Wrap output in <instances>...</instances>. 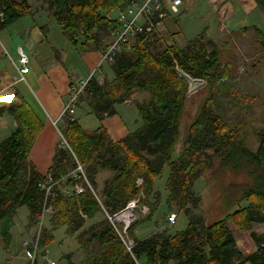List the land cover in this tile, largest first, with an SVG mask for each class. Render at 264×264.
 Returning a JSON list of instances; mask_svg holds the SVG:
<instances>
[{"label": "trees", "instance_id": "1", "mask_svg": "<svg viewBox=\"0 0 264 264\" xmlns=\"http://www.w3.org/2000/svg\"><path fill=\"white\" fill-rule=\"evenodd\" d=\"M255 1L264 10V0ZM126 2L54 0L51 15L73 46L84 52L105 50L109 43H104L98 34L109 25L114 28L107 14ZM29 14H33V9L28 0H0L1 29ZM260 36L264 38L262 33ZM230 43L218 44L207 30L183 47L176 41L168 44L161 35L142 36L110 64L113 80L99 81L95 76L89 80L79 95L77 110H87L103 121L117 114L118 105L134 101L139 92H147L148 101L137 106L142 125L114 142L103 126L88 132L76 116L64 118L61 129L70 149L57 147L48 174L57 181L72 172L77 167L76 156L85 163L95 193L87 187L80 195L50 197L49 204H54L56 212L50 227L44 230L41 249L55 240L57 230L66 227L69 236L78 234L80 250L86 255L70 264H264V234L252 231L253 223H264V130L257 134L259 147L254 151L247 146L244 126L231 127L213 110L215 98L221 89L230 91L229 82L234 77L232 61L223 63ZM260 44L264 48V41ZM201 84L206 85L209 96L189 129H185L190 96ZM85 103L87 108L83 107ZM4 113L16 122L12 133L0 141V245L7 250L20 208L27 207L31 219L38 223L46 197V189L40 185L47 178L31 159L44 129L33 101L17 92L13 101L0 107V116ZM166 167L168 202L189 219L184 230L173 232L169 227L142 238L136 233L137 222L130 232L136 243L131 253L108 220L85 229L87 219L82 214L88 219L103 215L104 210L115 214L141 194L146 195L148 202L155 181ZM104 170L114 176L104 182L99 197L97 178ZM206 170L220 179L228 171L246 177L243 183L225 186L223 201L229 209L225 218L207 223L202 217H192L189 207L197 202L195 184ZM139 179L143 180L141 186ZM81 182L71 177L62 185L73 187ZM160 204L158 197L156 207ZM231 222L241 231H252L255 252L243 253Z\"/></svg>", "mask_w": 264, "mask_h": 264}, {"label": "rangeland", "instance_id": "2", "mask_svg": "<svg viewBox=\"0 0 264 264\" xmlns=\"http://www.w3.org/2000/svg\"><path fill=\"white\" fill-rule=\"evenodd\" d=\"M54 0H29L35 6L46 9L48 15L51 16L52 3ZM184 5L180 14L174 15L165 22V29L161 31L166 41L173 43L176 41L181 47L185 46L189 41L196 38L204 30H207L209 36L218 44H223L225 41H231L228 46L227 54L223 56V63L231 62L234 64V77L230 79V91L221 89L220 94L215 98L213 110L221 116L226 123L231 127L237 124L244 126L243 135L245 137L247 146L256 151L259 147L258 132L264 130V48L261 47L260 41L261 33L264 36V10L251 9L247 13L238 4L232 3V0H183ZM125 4L122 6V8ZM234 6V7H233ZM246 8V5H244ZM38 9V8H37ZM39 10V9H38ZM121 8L112 13L107 14L111 20L118 18ZM49 17V16H48ZM58 33L50 37L51 41L55 42V36L61 37L63 35L62 28L56 26ZM247 29L244 31V29ZM257 29V30H256ZM112 26H107L98 36L104 43H110L113 35ZM261 31V32H260ZM174 36H173V35ZM171 35L173 36L171 38ZM181 35L180 41L176 40ZM64 38V37H63ZM67 45L65 48L57 47L62 51L65 62L70 65L69 49H75L66 38ZM58 41V40H57ZM56 41V42H57ZM58 43V42H57ZM81 50L80 47L77 48ZM67 53V55H66ZM95 71L89 78L99 76L100 79L104 77L101 74L104 71L106 74L114 78V73L110 69V63H100ZM96 77V78H97ZM106 78V77H105ZM103 78V80L105 79ZM109 79V78H108ZM110 80V79H109ZM75 86L78 90L82 87L76 79ZM32 93V91L30 90ZM209 96V90L206 85H198L190 96L189 104L186 109V119L184 121L185 129H189L194 121L199 110L203 106L204 101ZM149 94L147 92H139L135 95L134 106L128 112L133 113L135 105L144 104L148 101ZM129 103V101H128ZM38 106V105H37ZM87 103L83 107L87 108ZM40 111V108L38 107ZM121 114L130 119L127 115V110L121 108ZM79 118L85 116L84 112L80 110L77 115ZM10 119V116L6 115ZM142 122V120H141ZM4 127L6 123L3 124ZM131 125V128L134 129ZM62 128V125H59ZM88 128V127H87ZM0 126V141L8 134ZM134 131V132H135ZM60 135V133H59ZM61 144L63 139L61 135ZM178 155H175V158ZM214 168H217V162ZM49 175V174H47ZM46 175V176H47ZM114 173L109 170L102 171L99 176V190L97 191L100 197V191L103 188L104 182L111 179ZM221 179L214 176L211 170L203 172L202 176L195 184V198L196 203H191L192 217H202L205 223L225 218L229 209L224 206L225 186L233 183H243L246 177L243 175H236L234 173L223 172ZM169 177V169L166 167L165 173L155 181L154 193L148 202H146V195H144V204L148 205L150 212L141 216L139 225L137 226L138 237L146 238L154 235L161 229L172 228V231H182L188 224L189 219L187 216L178 210L174 204H170L169 190L167 189V180ZM160 193V195H158ZM158 197L161 199V204L157 208L156 204ZM243 205H247L243 202ZM54 212L47 217L45 227L43 228L42 236L45 228L50 227V220L56 212L53 204ZM172 214L177 215L175 224L169 222ZM139 215H141L139 213ZM107 221L105 213L94 219H87L85 229L89 230L94 224H101ZM11 246L6 250L0 245V264H30V259L27 254V243L31 244L37 241L38 226L31 219L30 211L27 207L20 208L17 216L15 217V226L12 231ZM55 240L48 244L46 248L40 249L36 264H50L44 260V253L49 255V260L55 261L57 264H70L72 261H79L84 259V253L80 250L78 243V234L73 237L67 234L66 227L60 228L55 232ZM41 244V241H40Z\"/></svg>", "mask_w": 264, "mask_h": 264}, {"label": "crops", "instance_id": "3", "mask_svg": "<svg viewBox=\"0 0 264 264\" xmlns=\"http://www.w3.org/2000/svg\"><path fill=\"white\" fill-rule=\"evenodd\" d=\"M232 3L238 4L248 14L251 13V9L259 10L255 0H232ZM29 4L32 6L33 14L20 18L6 28H0V107L13 101L17 92L18 95H23L29 101H33L43 120L44 129L35 143L31 159L38 170L46 176L53 165L57 147L62 145L59 130L53 125V121L60 118L64 106L69 101L70 94L76 90V79L81 84L88 80L95 71L97 72L105 50L84 52L78 50L79 47L74 50L68 48L70 53V65H68L62 51L57 48L68 46L67 41L64 40L65 37L63 35L61 37L55 36V42L50 39L58 33L54 18L52 15H48L47 10L42 9L39 5L35 6L30 2ZM244 5H246V8ZM20 47L24 49L30 59L31 72L27 75L28 84L15 82L18 72L14 62L18 60V49ZM110 69L112 70L111 65ZM101 74L104 75L103 78L114 79L110 73L106 74L102 71ZM103 78L97 77L99 81H103ZM134 101L118 105L117 114L108 116L103 121L98 120L95 115L84 109H78L75 116L80 120L86 131L93 132L103 126L111 140L118 142L135 131L130 124L134 125L132 126L134 129H139L142 125L136 105L134 108L137 111L133 109V113L128 112L134 106ZM121 108L127 110L130 119H126L121 114ZM80 110L85 114L82 119L77 116ZM6 115L10 116V119ZM4 123L7 127H4ZM0 126L8 132L5 136L7 138L16 128V122L11 115L4 113L0 116ZM97 180L99 183L98 178ZM231 229L239 248L243 253L251 254L257 250L251 233L254 231L264 234V223L255 222L252 231L244 232L231 222Z\"/></svg>", "mask_w": 264, "mask_h": 264}, {"label": "built area", "instance_id": "4", "mask_svg": "<svg viewBox=\"0 0 264 264\" xmlns=\"http://www.w3.org/2000/svg\"><path fill=\"white\" fill-rule=\"evenodd\" d=\"M183 5V0H127L125 6L121 8L118 18L112 20L114 23L112 39L104 51L101 63H114L116 57L122 52V50L126 47L131 48L139 37L161 35V31L165 29V22H167L172 16L180 14ZM180 39V37L176 38L178 41H180ZM14 64L18 72L15 77V82L28 84L27 75L31 72L30 59L22 47L18 49V60L14 62ZM91 78L82 82V87L79 90L76 88V90L70 94L69 101L64 106L62 115L59 119L53 121V125L59 130L63 139L62 145L69 149V144L65 139L62 129L59 128V125L63 124L65 117H75L79 95L86 88ZM74 157L77 167L72 172L63 175L61 179L57 181H55L51 175H47L46 183L40 185L43 189H46V197L42 213L37 223L39 234L37 235V241L31 244H26V246H28L27 254L30 259V264L37 263L41 249L40 241L43 228L46 226L45 222L47 221V217L54 212L53 204H49L50 197L56 199L61 195H80L85 193L87 187L95 193L87 176L85 163L80 161L76 156ZM71 177L74 179H80L82 182L73 187H64L62 183H65L67 179ZM142 184L143 180L139 179L138 186H141ZM144 201V195L141 194L139 197L129 201L125 208L115 214L104 210L106 219L114 227L128 251L131 253L136 245L134 239L130 235L131 229L133 225L139 221L141 216H145L150 212V208L143 203ZM139 213L141 215H139ZM82 215L85 219H88L86 215ZM176 219L177 215L172 214L169 218V222L173 225L175 224ZM44 260L50 262V264H57L55 261L49 260L48 254L44 255Z\"/></svg>", "mask_w": 264, "mask_h": 264}, {"label": "water", "instance_id": "5", "mask_svg": "<svg viewBox=\"0 0 264 264\" xmlns=\"http://www.w3.org/2000/svg\"><path fill=\"white\" fill-rule=\"evenodd\" d=\"M182 76H183V77H185V78H187V77L185 76V74H182ZM187 79L190 81V79H189V78H187Z\"/></svg>", "mask_w": 264, "mask_h": 264}]
</instances>
